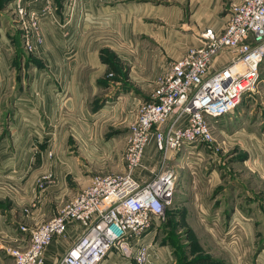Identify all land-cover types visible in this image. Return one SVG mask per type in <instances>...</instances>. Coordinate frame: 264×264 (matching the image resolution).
<instances>
[{
	"label": "crops",
	"instance_id": "0c3cea01",
	"mask_svg": "<svg viewBox=\"0 0 264 264\" xmlns=\"http://www.w3.org/2000/svg\"><path fill=\"white\" fill-rule=\"evenodd\" d=\"M26 1H30L36 10L42 2ZM54 1L61 7L63 0ZM239 1L78 0L83 21L73 22L80 18L77 14L64 28V34L67 33L64 43L68 49H73V57L64 58V97L59 101L56 96L43 94L48 101H44L42 110L51 121L41 146L47 144L52 151L53 146L64 147V154L56 150L53 158L49 159L47 153L44 156L42 152L29 165L28 176L22 177L20 170L26 166L28 156L24 160L18 156L20 139L18 134H13L15 127L0 120V264H12L9 249L27 246L28 233L21 232L20 225L32 228L49 220L59 205L90 184L93 175L123 173L126 170L122 156L126 133L109 135L108 128L111 126L115 131L126 132L136 119L140 106L151 100L157 77L189 47L201 44L204 30L210 28L221 32L230 18L232 7ZM67 17L70 19V15ZM59 31L47 24L44 45L39 49L54 50ZM6 39L11 46L14 44L10 36L7 35ZM8 73V59L1 55L0 98L9 93L8 87H14L15 81L11 82ZM109 73L113 75L109 76ZM241 101L245 103V109L240 114L244 120L243 128L237 132L242 150L238 157L253 175L262 178L263 193L259 197L262 204L259 208L264 212V74L261 67L255 90L245 94ZM2 113L0 109V115ZM55 117H60L59 122H54ZM26 129V126L22 128ZM16 130L21 128L16 127ZM9 144L12 149L6 152ZM158 159L159 154L150 141L140 167L133 173L142 180L150 179L146 168ZM48 168L55 181L48 184L44 193L39 192L36 179ZM189 194L191 202L183 205L182 216L184 219L188 217L190 227L191 222L201 227L208 224L218 226L219 221H223L221 219L225 217L219 220L218 214L208 213V205L202 204L204 194L195 191ZM234 215L233 212L229 220H234ZM261 222L264 223V219ZM236 226L241 227L238 229L240 237L236 253L211 254L220 258V264H244L245 253L241 244L247 226L244 222H236ZM80 232L77 222L68 223L65 235L55 237L48 245L47 259L55 260L62 256ZM152 234L153 230H148L144 240L153 239ZM192 234L197 239L193 230ZM246 237L248 241L253 240L249 234ZM167 258L166 254H161L160 264L175 263L172 257L169 261ZM129 263L119 253L111 251L101 264Z\"/></svg>",
	"mask_w": 264,
	"mask_h": 264
},
{
	"label": "built area",
	"instance_id": "2783aa9c",
	"mask_svg": "<svg viewBox=\"0 0 264 264\" xmlns=\"http://www.w3.org/2000/svg\"><path fill=\"white\" fill-rule=\"evenodd\" d=\"M160 74L130 128L123 173L95 175L49 220L32 228L26 247L8 250L12 264H101L111 251L129 264H150L153 239L144 236L162 218L174 192L175 174L163 169L169 152L214 140L212 121L231 113L255 90L264 60V0H240L221 32L208 28ZM225 56V58H223ZM152 141L161 171L148 180L133 172ZM81 227L65 253L47 259L68 223Z\"/></svg>",
	"mask_w": 264,
	"mask_h": 264
},
{
	"label": "rangeland",
	"instance_id": "374dc122",
	"mask_svg": "<svg viewBox=\"0 0 264 264\" xmlns=\"http://www.w3.org/2000/svg\"><path fill=\"white\" fill-rule=\"evenodd\" d=\"M33 6L26 0H0V26L3 27L0 31L2 33L0 57L4 55L8 59V74L11 82L15 81L14 87H8L9 93L0 98V109L3 112L0 120L3 119L15 127L12 130L13 134H18L17 138L20 139L17 143L18 149L20 148L18 156L22 157V160L28 156L26 166H22L20 170L22 177L29 173V165H32L36 156L40 157L42 152L44 156L47 153L49 159L53 158L56 150L64 154V147L53 146L52 151L50 147L47 148V144L41 146L45 141L47 125H50L51 121L50 116L45 115L42 110L44 101L45 103L48 101L44 99L46 97L43 94L56 96L59 101L64 97V58L73 57V49H68L65 45L67 43H64V38L67 37L64 28L77 14L80 18L73 22L78 24L83 21L78 0H63L61 7L54 0H42L37 10ZM47 24L60 30L58 41L52 51L39 49L44 45ZM6 34L12 39L14 43L12 46L6 39ZM261 73L264 74V60L261 64ZM112 75L109 73V76ZM244 104L241 101L238 104L240 106L228 114L229 116L225 115L212 121L214 140L209 144L186 145L176 152L168 153L163 169L174 171L175 186L164 216L154 220L148 229L153 230L154 244L150 264H160L161 254H166V257H169L168 261L170 257L175 259L174 264H217L215 262L220 264V258L211 254L236 253L237 239L240 237L238 229H241L236 226V222L246 223L248 230L244 231V241L241 244L245 253L244 264H264V256H259L264 255V252L261 253L264 248V223L261 222L264 219V212L259 208L262 204L259 197L263 193L261 187L263 181L259 175H253L238 157L242 150L238 140L240 135L237 132L244 125L243 117L240 115L241 110L245 109ZM59 118L55 117L54 122H59ZM25 126L27 129L22 130ZM131 126L126 132L115 131L111 126L107 130L109 135H114L115 132V135L126 133L122 154L124 163ZM16 127L21 130L17 131ZM39 135L43 137L37 138ZM9 149H12L11 144L6 147V152ZM60 164L58 161V165ZM155 164L146 168L145 172L147 174L150 172V178L161 171L159 162ZM53 181L54 174L48 168L37 177L36 187L39 192L44 193L45 188ZM194 191L205 195L202 204L208 205L209 210L211 209L208 213L218 214L216 217L219 220L225 217L221 219L223 221H219L218 226L208 224L197 227L191 222L190 227L188 217L184 219L182 207L191 202L189 193L192 194ZM59 208L54 210L52 217ZM233 212L235 218L229 220ZM247 234L252 236V241H248ZM200 259L201 262H198Z\"/></svg>",
	"mask_w": 264,
	"mask_h": 264
},
{
	"label": "trees",
	"instance_id": "16d2710c",
	"mask_svg": "<svg viewBox=\"0 0 264 264\" xmlns=\"http://www.w3.org/2000/svg\"><path fill=\"white\" fill-rule=\"evenodd\" d=\"M201 260H202V259H200L198 262H201ZM198 262H197V263H198ZM202 262H203V261H202ZM211 263H214V262H211ZM215 263H217V264H218V262H215Z\"/></svg>",
	"mask_w": 264,
	"mask_h": 264
}]
</instances>
